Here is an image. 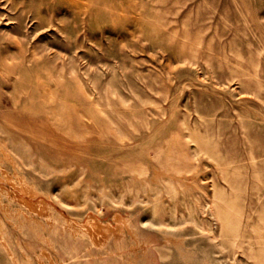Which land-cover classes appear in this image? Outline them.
<instances>
[{"label": "rangeland", "instance_id": "rangeland-1", "mask_svg": "<svg viewBox=\"0 0 264 264\" xmlns=\"http://www.w3.org/2000/svg\"><path fill=\"white\" fill-rule=\"evenodd\" d=\"M0 150V264H264V0H0Z\"/></svg>", "mask_w": 264, "mask_h": 264}, {"label": "bare ground", "instance_id": "bare-ground-1", "mask_svg": "<svg viewBox=\"0 0 264 264\" xmlns=\"http://www.w3.org/2000/svg\"><path fill=\"white\" fill-rule=\"evenodd\" d=\"M2 145V144H1ZM6 146V145H5ZM1 151V150H0ZM8 155V154H7ZM3 157V156H2ZM167 157H170L169 155L167 156ZM5 158V157H4ZM171 158V157H170ZM7 159V158H6ZM5 160V159H4ZM11 162H12V159H11ZM17 164V163H16ZM168 164V163H167ZM166 164V165H167ZM169 166V165H168ZM172 167H170V169H171ZM9 180H11L10 178H9ZM22 188V191L23 192H27L26 191V189H25V186H23V187H21ZM30 194H32V196H37L36 195V192L34 191H32ZM30 198H33V197H30ZM19 199V198H18ZM22 199H23V197H22ZM23 200H25V198L23 199ZM23 200H21V201H23ZM24 203V202H23ZM25 203L26 204H28V206H31V207H35L36 208V210L38 209L37 207L39 206V204H37V203H33V202H31V201H27V200H25ZM25 204V205H26ZM40 205L42 206V208L45 210L46 209V211L47 210H49V205L46 203V202H44V201H41L40 202ZM37 206V207H36ZM41 208V209H42ZM42 209V210H43ZM38 211V210H37ZM116 218H117V216H116ZM119 218V217H118ZM91 219V218H90ZM89 219V220H90ZM86 226H90V227H92V230L93 231H90L91 232V234L92 233H97V234H100L101 232H103L105 229H107L108 227H105L104 225H102L101 223H99V221H97L95 218H92V220L90 221V222H88V224L86 225ZM87 228V227H86ZM86 231H88V230H86ZM101 231V232H100ZM99 232V233H98ZM94 235V234H93Z\"/></svg>", "mask_w": 264, "mask_h": 264}]
</instances>
